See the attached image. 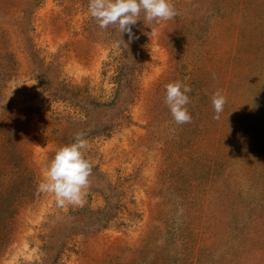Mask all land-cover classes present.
Segmentation results:
<instances>
[{
	"label": "rangeland",
	"instance_id": "obj_1",
	"mask_svg": "<svg viewBox=\"0 0 264 264\" xmlns=\"http://www.w3.org/2000/svg\"><path fill=\"white\" fill-rule=\"evenodd\" d=\"M171 2L123 43L89 0H0V264H264V0ZM78 132L86 203L58 207L38 186Z\"/></svg>",
	"mask_w": 264,
	"mask_h": 264
},
{
	"label": "clouds",
	"instance_id": "obj_2",
	"mask_svg": "<svg viewBox=\"0 0 264 264\" xmlns=\"http://www.w3.org/2000/svg\"><path fill=\"white\" fill-rule=\"evenodd\" d=\"M88 12L99 28L114 27L122 42L121 36L124 33L128 34L131 41L132 26L140 20L142 13L145 25L152 21H168L176 16L171 0H89ZM191 91L190 85L179 80L165 85L164 103L177 124L191 122L192 117L187 108ZM211 103L215 112L213 119L218 120L226 103L221 90L211 96ZM73 139V143L64 145L55 152L46 165L38 186L41 192L55 197L58 207H83L86 203V190L90 187L89 177L93 165L85 158L83 151L89 147L88 141L82 132L75 133Z\"/></svg>",
	"mask_w": 264,
	"mask_h": 264
},
{
	"label": "trees",
	"instance_id": "obj_3",
	"mask_svg": "<svg viewBox=\"0 0 264 264\" xmlns=\"http://www.w3.org/2000/svg\"><path fill=\"white\" fill-rule=\"evenodd\" d=\"M4 119V118H3ZM5 128L6 129H8L7 128V124L5 123ZM5 135V134H4ZM2 139L4 140V141H2V142H4V144L6 145L7 144V146L8 145H10V147H13L12 145V142H11V139L9 140L8 138H7V136L5 137V136H3L2 137ZM62 141H65L64 139H62ZM9 147V146H8ZM20 158V155L18 156V160H20L19 159ZM99 220H102V217H101V219H99ZM98 222V221H97ZM5 223H6V221H5ZM99 224V223H98ZM8 233H2V237H0V241H1V243H3L4 241L6 242L8 239Z\"/></svg>",
	"mask_w": 264,
	"mask_h": 264
}]
</instances>
